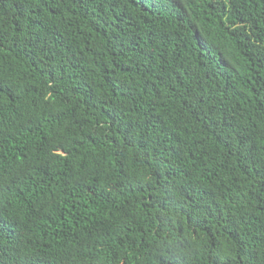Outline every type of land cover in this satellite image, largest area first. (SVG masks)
Instances as JSON below:
<instances>
[{
  "label": "trees",
  "instance_id": "obj_1",
  "mask_svg": "<svg viewBox=\"0 0 264 264\" xmlns=\"http://www.w3.org/2000/svg\"><path fill=\"white\" fill-rule=\"evenodd\" d=\"M0 264H264V0H0Z\"/></svg>",
  "mask_w": 264,
  "mask_h": 264
}]
</instances>
